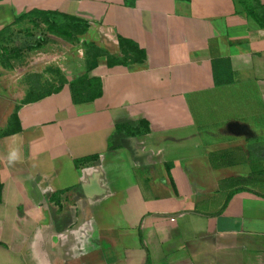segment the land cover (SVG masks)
Masks as SVG:
<instances>
[{
    "label": "crops",
    "instance_id": "crops-1",
    "mask_svg": "<svg viewBox=\"0 0 264 264\" xmlns=\"http://www.w3.org/2000/svg\"><path fill=\"white\" fill-rule=\"evenodd\" d=\"M32 9L88 27L45 29L50 61L20 80L53 63L66 82L0 112V264H264V25L235 0H0V31ZM121 37L143 62L108 65ZM85 74L102 94L77 103Z\"/></svg>",
    "mask_w": 264,
    "mask_h": 264
},
{
    "label": "trees",
    "instance_id": "trees-1",
    "mask_svg": "<svg viewBox=\"0 0 264 264\" xmlns=\"http://www.w3.org/2000/svg\"><path fill=\"white\" fill-rule=\"evenodd\" d=\"M237 3L243 6L244 11L253 16L256 20L260 22L261 25H264V5H261L259 2L256 1V5H253L248 0H235ZM259 7V11L258 8ZM25 18H31L32 21H36L35 19L39 20L36 21L34 24L38 25L39 23H43L46 26V30L54 33L58 36L73 39L79 34L84 33L87 30L88 24L81 19H78L73 16H69L57 11H49V10H40V9H32L27 13H22L21 15L17 16L16 20H22ZM5 31H0V33ZM43 39H41L38 44L42 43ZM121 49L124 53L122 58L117 56H113L110 54L107 55V63L109 66L115 64H126V63H141L146 58L145 51L141 49L136 43L120 38L119 39ZM10 51V50H9ZM4 54H10L4 49ZM103 51L99 49L94 44H89V49L87 51L88 56V68L91 70L97 65V58L100 55H103ZM6 55V57H8ZM39 77V76H37ZM40 78V77H39ZM62 83L66 82L64 78H62ZM61 83V84H62ZM72 96L74 102L80 103L84 101L92 100L102 94V86L99 79H89L88 75L85 74L82 77L72 81L70 83ZM32 93H28L24 101H35L44 96H47L53 92H56L60 89V86L55 87L54 89H45L43 92L39 93L38 85L35 83L31 85ZM37 90V91H36ZM18 109L19 106L15 107L14 112L11 115L10 122H9V129L7 130L9 133L15 130H19V117H18ZM17 122L16 127H12V123ZM142 125H145L143 120L138 122H121L116 124L115 131L113 135L109 139V149H115L121 145V139L125 136L135 135L137 133L147 131L148 127L145 125L144 129H140ZM139 128V129H138ZM95 156L85 157L82 161H89L94 159ZM1 182H0V198H1Z\"/></svg>",
    "mask_w": 264,
    "mask_h": 264
},
{
    "label": "rangeland",
    "instance_id": "rangeland-1",
    "mask_svg": "<svg viewBox=\"0 0 264 264\" xmlns=\"http://www.w3.org/2000/svg\"><path fill=\"white\" fill-rule=\"evenodd\" d=\"M45 26L35 25L34 23L22 24L20 29L16 31L8 30L0 33V112H4L8 106H11L13 101L19 99L23 93H32V89H28V85H38L40 92L48 89V86H56L60 84L63 79L59 73V68L50 63L53 69L49 74L41 79V77H31L29 82L25 84L21 82L23 75L33 73L38 70L41 65L50 61L44 57L45 53L53 52L49 49V45H45L42 49L38 46V42L43 39L47 43L51 37L45 32ZM61 45V42H57ZM57 45V49L61 48ZM62 46V45H61ZM4 49L7 50L9 56L5 57ZM10 50V51H9ZM2 51V52H1ZM11 58V59H10ZM58 60V58H57ZM54 61V60H52ZM46 87V88H45ZM52 89V88H50ZM37 91V90H36ZM21 101V100H20Z\"/></svg>",
    "mask_w": 264,
    "mask_h": 264
},
{
    "label": "clouds",
    "instance_id": "clouds-1",
    "mask_svg": "<svg viewBox=\"0 0 264 264\" xmlns=\"http://www.w3.org/2000/svg\"><path fill=\"white\" fill-rule=\"evenodd\" d=\"M15 155H16V154H15V153H13V154H12V158H15Z\"/></svg>",
    "mask_w": 264,
    "mask_h": 264
}]
</instances>
